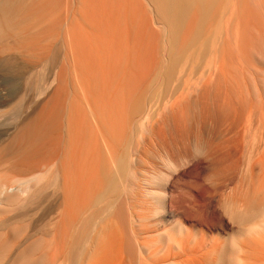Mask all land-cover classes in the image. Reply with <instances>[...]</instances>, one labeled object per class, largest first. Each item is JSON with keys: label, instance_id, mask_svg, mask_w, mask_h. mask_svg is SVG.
Segmentation results:
<instances>
[{"label": "rangeland", "instance_id": "1", "mask_svg": "<svg viewBox=\"0 0 264 264\" xmlns=\"http://www.w3.org/2000/svg\"><path fill=\"white\" fill-rule=\"evenodd\" d=\"M75 1L4 0L0 264H264V234L237 233L215 201L229 191L253 205L264 199V0H220L210 24L168 76L166 36L144 0ZM79 1L90 6L87 15L95 17L96 30L84 26ZM195 24L193 16L184 39ZM96 44L107 48L108 60L96 59ZM74 48L95 67L94 60L106 63L103 68L111 64L104 70L112 84L97 78L101 107L94 116L79 107V75L69 56ZM154 62L159 63L155 70ZM27 114L30 119L22 123ZM40 119L49 130L37 135ZM198 138L211 147L207 165L189 159ZM96 146L99 151H93ZM117 156L130 158L124 170L129 173L122 171L121 177L115 173ZM206 167L216 172L215 188L203 181ZM108 171L123 183L104 200L98 195ZM64 172L71 188L60 180Z\"/></svg>", "mask_w": 264, "mask_h": 264}, {"label": "bare ground", "instance_id": "2", "mask_svg": "<svg viewBox=\"0 0 264 264\" xmlns=\"http://www.w3.org/2000/svg\"><path fill=\"white\" fill-rule=\"evenodd\" d=\"M74 1V0H73ZM118 0H116V2H117ZM121 1H125V0H121ZM128 2L129 1H131V0H127ZM126 1V2H127ZM135 1V0H134ZM145 2H146V5L151 9V12H153V14L156 16V20L162 25V27H163V30H164V35L166 36L164 39H166V41L164 42V45H163V54H165V55H163L164 56V59L166 60V63H167V66H165L166 67V69H167V76L168 75H170L172 72H174V70L176 69V67L177 66H179L178 64L179 63H181V62H179L180 60H181V58L183 57L182 55L184 54V52H185V50L186 49H188L189 47H191V45L194 43V42H196V40L199 38V36H200V34L202 33V30H203V27H204V25L210 20V18H211V16L214 14V10H216V6L218 5V3H219V1L220 0H144ZM76 2V4L78 3V1L76 0L75 1ZM128 2H127V7H128ZM132 2V1H131ZM136 2H137V0H136ZM139 2V1H138ZM5 3L6 2H4V0H0V31H2V29L4 28V24H5V22H4V15H3V10H4V6H5ZM79 3H80V6H81V9H82V11L85 13V16L83 15V23H84V26L86 25L89 29H91V30H96V25L93 23V21L92 20H94L95 19V17L94 16H92L94 19H92V17H91V19L89 18L90 16H89V12H90V6L88 7V5L86 4V3H84L83 1H79ZM115 3V2H114ZM118 3V2H117ZM123 4H124V2H123ZM232 4V3H231ZM119 5V4H118ZM117 5V6H118ZM122 5V4H121ZM130 5V4H129ZM144 5H145V3H144ZM11 7H13V6H11ZM119 7H121V6H119ZM123 7V6H122ZM135 6L132 4V7H130V8H132V11H133V8H134ZM146 7V6H145ZM116 8V11H119V10H117V8L118 7H115ZM124 8H126V7H124ZM225 8V7H224ZM73 9V8H72ZM121 9H123V8H121ZM136 9V8H135ZM134 9V10H135ZM68 10V9H67ZM112 10V9H111ZM115 10V9H114ZM113 10V11H114ZM126 10L128 11V8H126ZM146 10V9H145ZM87 11H89L88 12V15H87ZM19 12V11H18ZM83 13V14H84ZM111 13V12H110ZM122 13H123V11H122ZM127 13V12H126ZM130 13V12H129ZM133 13V12H132ZM131 13V14H132ZM144 13H146V12H144ZM37 14V13H36ZM131 14H129V15H131ZM68 15V14H67ZM72 15V14H71ZM111 15H113L114 16V14H111ZM25 16V15H24ZM116 16V15H115ZM117 16H119V15H117ZM195 17L196 18V24H195V27L192 29V34L190 35V37L186 40V39H184V33H185V31L187 30V28L188 27H190V21H191V18L192 17ZM40 17V16H39ZM67 17V16H66ZM109 18H110V16H108ZM122 17V16H121ZM144 17V16H143ZM112 18H114V17H112ZM67 19V18H66ZM122 19V18H121ZM127 19V18H126ZM9 20V19H8ZM68 20V19H67ZM129 20V19H128ZM212 20V19H211ZM11 21V20H10ZM45 21V20H44ZM73 21V20H72ZM105 21V20H104ZM112 21H113V19H112ZM68 22V21H67ZM66 22V23H67ZM71 22V21H70ZM118 22V19H117V21L115 22V23H117ZM69 23V22H68ZM114 23V24H115ZM130 23V22H129ZM65 24V23H64ZM73 24V23H72ZM209 24H210V21H209ZM66 25V24H65ZM70 25H71V23H70ZM106 25V24H105ZM117 25V24H116ZM64 26V25H63ZM67 26V25H66ZM36 27V26H35ZM87 27H85V28H87ZM161 27V26H160ZM67 28V27H66ZM88 30V29H87ZM100 30V29H99ZM101 30H103V28L101 29ZM18 31V30H17ZM99 32V31H98ZM163 32V31H162ZM17 33V32H16ZM15 33V34H16ZM69 33V32H68ZM89 34H90V31L88 32ZM95 33V32H94ZM133 33V32H132ZM14 34V33H13ZM21 35H23V34H21ZM46 35V34H45ZM96 35H97V37H98V35H99V37L98 38H100V37H102L100 34H97L96 33ZM137 35V34H136ZM33 36V35H32ZM37 36V35H36ZM53 36V35H52ZM92 36V35H91ZM104 36V35H103ZM205 36V35H204ZM95 37V36H94ZM36 38V37H35ZM52 38V37H51ZM96 38V37H95ZM97 38V39H98ZM148 38H149V36H148ZM93 39L94 38H92V43H93ZM97 39H96V41H97ZM103 39H104V37H103ZM102 38H101V42H102V40H103ZM105 39H107V37H105ZM70 40V39H69ZM89 40V39H88ZM108 40V39H107ZM26 41V40H25ZM86 41V40H85ZM85 41H84V44H85ZM127 41H128V39H127ZM89 43L88 44V47H89V45L90 44H92V43ZM95 42V41H94ZM126 42V41H125ZM129 42V41H128ZM128 42H126V43H128ZM199 42H200V40H199ZM209 42V41H208ZM88 43V42H87ZM96 43V42H95ZM94 43V44H95ZM136 43V42H135ZM82 44V43H81ZM97 44L99 45V42H97ZM96 44V45H97ZM107 44V43H106ZM106 44H103V45H106ZM109 44V43H108ZM108 44H107V48H110V46H111V44H109L110 46H108ZM86 45V44H85ZM93 45V44H92ZM91 45V47H92V49L94 50V46H92ZM96 46L97 48H96V56H97V60H99L98 59V56H99V58H101V57H104L106 54H107V48L105 49L107 52L105 53V50L103 51V46L101 45V46ZM125 45V44H124ZM124 45H121V47L123 48V46ZM146 45H147V43H146ZM149 46L151 45H153V44H148ZM149 46H147V48L146 49H148L149 48ZM154 46V45H153ZM152 46V47H153ZM105 47V46H104ZM51 48V47H50ZM55 48V47H54ZM67 48V47H66ZM86 48H87V46H86ZM121 48V49H122ZM126 48V47H125ZM124 49V48H123ZM144 49V48H143ZM146 49H144L145 51H146ZM152 49H154V48H152ZM151 49V50H152ZM191 49V48H190ZM151 50H148V51H150L151 52ZM71 51V50H70ZM91 51V50H90ZM154 51V50H153ZM68 52V51H67ZM105 53V54H103V56H102V53ZM141 52V51H140ZM149 52V53H150ZM51 53V52H50ZM91 53V52H90ZM142 54L144 53V51H142L141 52ZM71 55H69V56H71V58H72V63H73V68L75 69V72L76 73H78V75H79V82H77L78 83V85H77V88H78V103H79V101H80V103H79V107H81V106H84V107H86L87 108V110H89V112H90V114L91 115H96V112H98V109H100L99 107H101L100 105H99V107H98V104H99V95H98V91H97V78L99 77L98 75H101L102 77H103V81L105 82V83H107V84H109V82H110V79H113L112 77L110 78V75L108 74V73H110V71L109 72H107L106 70H104V69H110V66H111V64H110V62H109V68L107 67V68H103V66L106 64H104L103 66H101L98 62H97V60L95 61H93V62H96V65H97V67H95V66H93L92 65V63L91 62H88V61H85V60H83L84 58L81 56V54H78L77 53V51H75V48L72 50V52L70 53ZM94 53H92L91 55H93ZM109 54V53H108ZM115 54V53H114ZM138 54H139V52H138ZM145 54V53H144ZM148 54V52L145 54V55H147ZM68 55V54H67ZM116 55H119V53L117 52L116 54H115V56ZM141 55V54H140ZM145 55H142V56H145ZM152 55H153V52H152ZM155 55V54H154ZM153 55V56H154ZM225 55V54H224ZM111 56V55H110ZM142 56H141V58H142ZM184 56H186V55H184ZM106 58H107V56H105ZM104 57V58H105ZM149 57H150V55H149ZM149 57H147V59H149ZM69 58V57H68ZM111 58V57H110ZM113 58V57H112ZM115 58V57H114ZM144 58V57H143ZM146 58V57H145ZM103 59V58H102ZM138 59V58H137ZM156 59V58H155ZM154 59V61H156ZM107 60H108V58H107ZM110 61H111V59H109ZM142 60V59H141ZM140 60V61H141ZM151 60V59H150ZM164 60V61H165ZM69 61V60H68ZM67 61V62H68ZM100 61V60H99ZM105 61V60H104ZM104 61L102 62V63H104ZM116 61V60H115ZM143 61V60H142ZM142 61L140 62V63H142ZM152 61V60H151ZM181 61H183V60H181ZM105 62H107V61H105ZM149 62V61H148ZM70 63V62H69ZM151 62H149V64H150ZM153 63V62H152ZM155 64V67H154V69L153 70H155L156 69V67H157V64H159V63H156V62H154ZM163 63L164 62H162V65H163ZM165 63V64H166ZM108 64V63H107ZM183 64V63H182ZM151 65H153V64H151ZM151 65H150V67H151ZM3 67V66H2ZM69 67H70V65H69ZM105 67V66H104ZM149 67V68H150ZM164 67V68H165ZM159 68V67H158ZM163 68V67H162ZM67 70V69H66ZM69 70V69H68ZM73 71V70H72ZM157 71V70H156ZM178 71V70H177ZM71 72V71H70ZM70 72H68V74L70 73ZM111 72H112V70H111ZM160 72V71H159ZM165 72V71H164ZM175 72H176V70H175ZM175 72H174V74H175ZM166 73V72H165ZM164 73V74H165ZM155 74H156V72H155ZM175 76V75H174ZM59 77H60V74H58L57 75V77L55 78L56 80H59ZM68 77H69V75H68ZM150 77H154V76H150ZM162 77H164V76H162ZM170 77V76H169ZM70 78H72L71 76H70ZM100 78V77H99ZM159 78H160V76H159ZM146 79V78H145ZM150 79V78H149ZM153 79V78H152ZM155 79V78H154ZM45 81V80H44ZM69 81H71V79L69 80ZM147 81V80H146ZM151 81V80H150ZM153 81V80H152ZM163 81V80H162ZM155 82V81H154ZM156 82H157V80H156ZM57 83V82H56ZM146 83V82H145ZM150 83V82H149ZM158 83V82H157ZM55 84V83H54ZM72 84V83H71ZM112 83L110 82V85H111ZM113 84H115V83H113ZM117 84H118V82H117ZM120 84V83H119ZM119 84L117 85V86H119ZM154 84V83H153ZM159 84V83H158ZM51 85H52V82H51ZM157 85V84H156ZM161 85V84H160ZM42 86V85H41ZM105 86V85H104ZM122 86V84H120V87ZM148 86H149V84H148ZM163 86V85H162ZM44 87V86H43ZM71 87V86H70ZM107 87V86H106ZM109 87V86H108ZM115 87H116V84H115ZM147 87V86H146ZM158 87V86H157ZM49 88V86H47V89ZM50 88H52V87H50ZM151 88V87H150ZM150 88H149V90H150ZM109 89V88H108ZM114 89V88H113ZM148 89V88H147ZM152 89V88H151ZM50 90V89H49ZM71 90V89H70ZM44 91H46V90H44ZM73 91V90H72ZM154 91V90H153ZM141 92H144V91H141ZM140 92V93H141ZM70 93V92H69ZM111 93V92H110ZM147 93H149V92H147ZM146 93V94H147ZM152 93V92H151ZM45 94H47V93H45ZM143 94V93H142ZM141 94V95H142ZM42 95V94H41ZM140 95V94H139ZM148 95V94H147ZM44 97V96H43ZM136 97H139V96H136ZM140 97H142V96H140ZM145 97V94H143V97L141 98L142 100H143V98ZM41 98V97H40ZM101 99H102V97H101ZM140 98H139V100H141ZM153 99V98H152ZM139 100H136L137 102H138V104L136 105V103H134V107L136 106V109L138 110V108L140 109V101ZM40 101V100H39ZM42 101V100H41ZM101 101H103V100H101ZM133 102H134V100H133ZM64 103V102H63ZM104 103V102H103ZM142 104H143V102H141ZM102 104V103H101ZM131 104V103H130ZM104 105L105 104H103V106H102V110L104 111V109L103 108H105L104 107ZM133 105V104H132ZM57 106V105H56ZM140 106V107H139ZM106 107H107V104H106ZM129 107V106H128ZM133 106L131 107V109H133L134 108ZM108 108V107H107ZM107 108H105V110L107 109ZM120 108H121V106H120ZM55 109V108H54ZM123 109V108H122ZM130 109V110H131ZM142 109V108H141ZM33 110H35V108L33 109ZM57 110V109H56ZM60 110V109H59ZM102 110H99V111H102ZM123 111V110H122ZM133 112H136L135 111V109L134 110H132ZM141 111V110H140ZM84 112V111H83ZM86 112V111H85ZM88 112V113H89ZM129 112V111H128ZM139 113V112H138ZM42 114V113H41ZM89 114V115H90ZM28 115V114H27ZM87 115V114H86ZM98 115H99V113H98ZM103 116H104V112H103V114H102ZM108 114H105V118H106V116H107ZM42 116V115H41ZM64 116V115H63ZM32 117H34V116H32ZM45 118H46V116H44ZM53 117V116H52ZM89 117V116H88ZM96 117V116H95ZM102 116H98V118H100V119H102L101 118ZM108 117H110V116H107V118ZM116 117H118L117 115H116ZM43 118V117H42ZM87 118V117H86ZM97 118V117H96ZM97 118V119H98ZM105 118H103V120H105V122H106V119ZM110 118H112V117H110ZM110 118H108L107 120H109V121H115L116 120V118H115V120L114 119H110ZM114 118V117H113ZM30 119V115H28L27 116V118L22 122V123H25V122H27L28 120ZM39 119V118H38ZM84 119H85V117L83 118V122H84ZM88 119H90V118H88ZM96 119V120H97ZM100 119H99V121H100ZM130 119H131V117H130ZM65 120V119H64ZM117 120H119V118H117ZM85 121H86V119H85ZM88 121V120H87ZM86 121V122H87ZM98 121V120H97ZM102 121V120H101ZM109 121H107V122H109ZM111 121V122H112ZM36 122H37V120H36ZM110 122V123H111ZM30 123V122H29ZM89 122H87V124H88ZM90 123H91V120H90ZM100 124L102 123V122H99ZM104 123V122H103ZM86 124V123H85ZM105 124V123H104ZM108 124V123H107ZM23 125V124H22ZM101 125H103V124H101ZM106 125V124H105ZM98 126V125H97ZM25 127H27L26 125H25ZM36 127H37V135L42 131V130H49V125H48V123H47V121H41V119H40V122L36 125ZM21 128V127H20ZM24 128V127H23ZM23 130V129H22ZM21 130V132H23ZM26 130H27V128H26ZM77 131V130H76ZM110 131V130H109ZM19 132V130L17 131V133ZM17 133H15V134H17ZM20 133V132H19ZM74 133V132H73ZM93 133V132H92ZM14 134V135H15ZM30 134V133H29ZM23 135V134H22ZM36 135V136H37ZM54 135V134H53ZM101 135V134H100ZM92 136V135H91ZM102 136V135H101ZM118 136V135H117ZM21 137V136H20ZM34 137H35V135H34ZM71 137V136H70ZM16 138H17V136H16ZM65 138V137H64ZM90 138V137H89ZM12 139V138H11ZM20 139V138H19ZM22 139V138H21ZM20 139V140H21ZM27 139H28V137H27ZM19 140V141H20ZM29 140H30V136H29ZM66 140V139H65ZM70 140V139H69ZM117 140V139H116ZM120 140V139H119ZM42 141V140H41ZM109 141V140H108ZM34 142V141H33ZM63 142H65L64 140H63ZM66 142H67V140H66ZM8 143V142H7ZM20 143V142H19ZM29 143V142H28ZM39 144H40V142H39ZM64 144V143H63ZM29 145V144H28ZM27 145V146H28ZM62 145V144H61ZM100 144H98V146H99ZM114 145V144H113ZM25 146H26V143H25ZM40 146V145H39ZM106 146V145H105ZM24 147V146H23ZM31 146H29V148H30ZM42 147V146H41ZM97 147V146H96ZM96 147H94V149H93V151L94 150H97V151H99V147H97L98 149H95ZM128 147V146H127ZM3 148H5V146L3 147ZM9 148V147H8ZM84 148V147H83ZM61 149V148H60ZM78 149L79 150H82V148L81 147H78ZM78 149H76V151L78 150ZM84 149H86V148H84ZM123 149V148H122ZM46 150V149H45ZM87 150V149H86ZM24 151V150H23ZM29 151V150H28ZM39 151V150H38ZM91 152H93L92 151V149L90 150ZM97 151H95V153H97ZM127 151V150H126ZM126 151H125V153H126ZM130 151V150H129ZM5 152V151H4ZM35 152V151H34ZM85 152V151H84ZM89 151H87L86 153H88ZM103 152V151H102ZM108 152H109V150H108ZM118 152V151H117ZM116 152V153H117ZM25 153V152H24ZM28 153V152H27ZM77 153H79L78 151H77ZM95 153H92V159H93V157H94V155L93 154H95ZM128 153V152H127ZM23 154V153H22ZM34 154V153H33ZM36 154V153H35ZM63 154V153H62ZM89 154L91 155V153L89 152ZM87 155V157H90V155ZM84 155H86L85 153H84ZM84 155H83V157H84ZM120 155H122V154H120ZM126 155V154H125ZM55 155H53V157H54ZM19 157H20V155H19ZM58 157H59V155H58ZM87 157H85V159H87ZM110 157H111V155H110ZM65 158V157H64ZM75 158H77V157H75ZM74 158V159H75ZM91 158V157H90ZM90 158L88 159V160H90ZM97 158V157H96ZM106 158V157H105ZM112 158V157H111ZM114 158V157H113ZM120 157H118L117 156V160H116V164H117V168L116 169H118V172H115V173H118L120 176L119 177H121V172L123 171L124 172V170L126 169V166H125V161H126V159H130V158H124V159H122V157L119 159ZM69 159H70V157H69ZM60 160V159H59ZM84 161V160H83ZM109 161V160H108ZM72 162V161H71ZM88 162V164L90 163L89 161H87ZM93 162V161H92ZM110 162V161H109ZM109 162H107V164L109 163ZM26 163V162H25ZM56 163V162H55ZM82 163V162H81ZM95 163V162H94ZM128 163V162H127ZM58 164H59V162H58ZM82 164H85V163H82ZM87 164V165H88ZM93 164V163H92ZM91 164V165H92ZM86 165V166H87ZM91 165H90V167H89V170L88 171H90L91 170ZM129 165V164H128ZM127 165V166H128ZM22 166V165H21ZM65 166V165H64ZM130 166V165H129ZM133 166V165H132ZM18 167V166H17ZM53 167V166H52ZM115 167H116V165H115ZM84 168L85 167H83L82 169L84 170ZM88 168V167H87ZM95 166H94V170H95ZM108 168H110V167H108ZM130 168H128V170H129ZM50 170V169H49ZM108 170V169H107ZM127 170V171H128ZM85 171V170H84ZM83 171V172H84ZM87 171V170H86ZM116 171V170H115ZM60 172H62L61 170H59V173ZM122 172V173H123ZM126 172V171H125ZM124 172V173H125ZM56 173H58V172H56ZM66 172H64L62 175H61V177H60V180H62L63 181V185L67 188V187H69V188H71L70 187V182H69V180H68V178H67V176H66V174H65ZM123 173V174H124ZM127 173V172H126ZM129 173V172H128ZM127 173V174H128ZM56 175V174H55ZM58 176H59V174H58ZM124 177L126 176V174L125 175H123ZM57 177V176H56ZM118 177V175L117 174H114V173H111V172H104V174H103V182H104V186H103V189H102V191L99 193V195H98V197H103V199H104V197L105 196H107L108 197V195H114V194H116L117 192H115L116 190L117 191H119V189L117 188V186L118 185H122V183L123 182H121L122 180L121 179H123L124 180V178H121L120 180V182H118L119 181V177ZM127 177V176H126ZM126 177H125V179H126ZM129 177H130V175H129ZM80 178V177H79ZM58 178H56V180H57ZM56 180H54V182L56 183ZM129 180V179H128ZM71 181V180H70ZM58 182H60L59 181V179H58ZM73 183V182H72ZM119 183V184H118ZM126 184V183H125ZM51 185V184H50ZM80 186V185H79ZM125 186V185H124ZM4 190H5V188H3ZM65 189V188H64ZM68 189V188H67ZM120 189H121V186H120ZM70 190V189H69ZM68 190V191H69ZM125 190V189H124ZM126 192V191H125ZM119 193V192H118ZM120 193H122V189H121V192ZM68 194V193H67ZM127 194V193H126ZM118 196V195H117ZM68 197V196H67ZM106 197V199L107 200H109V198H107ZM119 197V196H118ZM114 198H116V197H114ZM96 199V198H95ZM106 199H104V200H106ZM5 200V199H4ZM10 200H11V198H10ZM100 200V199H99ZM115 200V199H114ZM113 200V201H114ZM2 201V200H1ZM102 201V200H101ZM117 201V200H116ZM96 202V201H95ZM107 202V201H106ZM105 202V203H106ZM111 202V201H110ZM120 202V201H119ZM1 203H3L4 204V202H1ZM99 203H101V202H99ZM102 203H104V202H102ZM101 203V204H102ZM115 203V202H114ZM78 205V204H77ZM110 205V204H109ZM73 206V205H72ZM111 206V205H110ZM80 207V206H79ZM93 207V206H92ZM103 207V206H102ZM118 207H119V205H118ZM121 207H122V204H121ZM113 208V207H112ZM112 208H111V210H112ZM120 208V207H119ZM103 209V208H102ZM109 209V208H108ZM96 210V209H95ZM107 210V209H106ZM106 210H105V212H106ZM92 211V210H91ZM113 211V210H112ZM111 211V212H112ZM122 211H123V209H122ZM115 214V213H114ZM113 214V215H114ZM111 216V215H110ZM116 216V215H115ZM107 217H108V215H107ZM87 218V217H86ZM92 218V217H91ZM105 218V217H104ZM90 222V221H89ZM87 229V228H86ZM81 232V231H80ZM5 251V250H4ZM79 251V250H78ZM77 251V252H78ZM75 252V251H74ZM27 253V252H26ZM81 255V254H80ZM24 256V255H23ZM19 257V256H18ZM67 257H68V254H67ZM69 258V257H68ZM221 258H223V257H221ZM69 260V259H68ZM73 260H71V262H72ZM223 261V260H222ZM11 262V261H10ZM20 263V262H19ZM36 263V262H35ZM161 264H169L168 263V261H162V262H160ZM229 263V262H228ZM12 264V263H11ZM243 264V263H242Z\"/></svg>", "mask_w": 264, "mask_h": 264}, {"label": "clouds", "instance_id": "3", "mask_svg": "<svg viewBox=\"0 0 264 264\" xmlns=\"http://www.w3.org/2000/svg\"><path fill=\"white\" fill-rule=\"evenodd\" d=\"M211 154V147L205 140L199 138L193 140L189 156L192 163L204 161L207 165L210 163ZM217 180L215 170L206 167L203 173L204 183L215 188ZM215 201L217 210L236 229L237 233L243 232L247 236L264 234V199L253 205L245 196L236 191H229L223 197H215ZM238 221H243V223H238ZM241 255H243L242 249Z\"/></svg>", "mask_w": 264, "mask_h": 264}]
</instances>
